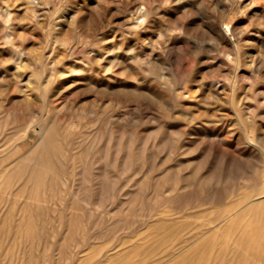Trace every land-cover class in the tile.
Masks as SVG:
<instances>
[{
  "label": "rangeland",
  "instance_id": "rangeland-1",
  "mask_svg": "<svg viewBox=\"0 0 264 264\" xmlns=\"http://www.w3.org/2000/svg\"><path fill=\"white\" fill-rule=\"evenodd\" d=\"M263 203L264 0H0V264H264Z\"/></svg>",
  "mask_w": 264,
  "mask_h": 264
},
{
  "label": "bare ground",
  "instance_id": "bare-ground-1",
  "mask_svg": "<svg viewBox=\"0 0 264 264\" xmlns=\"http://www.w3.org/2000/svg\"><path fill=\"white\" fill-rule=\"evenodd\" d=\"M36 2H37V1H36ZM25 5H26V4H25ZM144 7H145V6H144ZM142 8H143V7H142ZM25 9H26V8H25ZM5 10H6V9H5ZM5 10H4V11H5ZM142 11H145V10L143 9ZM142 11H139V14L141 15V16H138L139 18H140V17L142 18L143 14H144ZM137 12H138V10H137ZM2 14H4V13H2ZM145 14H146V13H145ZM139 18H138V19H139ZM129 21H130V20H129ZM131 21H132V20H131ZM8 35H10V34H8ZM6 37H7V36H6ZM144 68H145V67H144ZM150 68H151V67H150ZM147 69H148V68H147ZM14 72H15V71H14ZM16 75H17V74H16ZM3 77H4V76H3ZM140 89H141V88H140ZM145 89H146V88H145ZM153 93H154V92H153ZM157 95L159 96V94H157ZM157 95H156V96H157ZM153 96H154V95H153ZM162 96H163V95H162ZM153 99H154V98H153ZM158 99H159V97H158ZM161 100H162V99H161ZM154 102H155V101H154ZM160 102H161V101H160ZM48 135H49V134H48ZM52 135H53V134H52ZM46 137H47V136H46ZM40 138H42V137H40ZM43 138H44V140H45V136H44ZM65 138H66V137H65ZM50 139H51V138H49V140H50ZM58 139H59V138H58ZM58 139H56V140L58 141ZM47 140H48V139H47ZM47 140H46V141H47ZM51 140H53V139H51ZM56 140H55V138H54V141H55V142H56ZM60 141H61V140H60ZM47 142H48V141H47ZM44 143H45V142H44ZM52 143H54V142L52 141ZM46 144H47V145H46V147H47L50 143H49V144L46 143ZM54 144H55V143H54ZM58 144H59V143H57V145H58ZM52 145H53V144H50V146L52 147V149L55 148V147H57V148L59 147V146H55V147H53L54 145H53V146H52ZM55 145H56V144H55ZM43 146H44V144H43ZM50 146H48V148H49ZM44 147H45V146H44ZM59 148L61 149V147H59ZM59 148H58V149H59ZM41 149H42V148H41ZM50 149H51V148H49V151H50ZM55 149H56V148H55ZM58 149L55 150V152L59 153L60 150L58 151ZM62 149H63V147H62ZM44 150H45V148H44L42 151L44 152ZM49 151L47 150V152H49ZM43 152H40L41 154H40V153H39V154L42 155ZM55 152H54V153H55ZM104 152H105V151H104ZM44 153H45V152H44ZM49 153H51V152H49ZM54 153H51V154L54 155ZM37 154H38V153H37ZM104 154H105V153H104ZM33 155H35V154L32 153V157H33ZM40 155H38V156H40ZM43 155H44V154H43ZM35 156H37V155H35ZM46 156H47V154H46ZM46 156L44 155V157H42L43 159L41 158L42 161H44V158L47 159V158L49 157V155H48L47 157H46ZM103 156H105V155H103ZM126 156H127V155H126ZM25 157H27V156H25ZM38 158H40V157H38ZM49 158H51V157H49ZM53 158H55V157L53 156ZM53 158H52V159H53ZM103 158H105V157H103ZM23 159H26V158H23ZM46 159H45V160H46ZM128 159H129V158H128ZM27 160H28V159H27ZM27 160H24V162L26 161V163H27ZM54 160H55V159H54ZM58 160H59V159H58ZM31 161H32V160H31ZM33 161H36V160L34 159ZM47 161H49V163L52 162V161H50V159L47 160ZM59 162H60V161H59ZM37 163H38V162H37ZM49 163H47V164L50 165V164H52V163H54V162H52V163H50V164H49ZM56 163H57V162H56ZM24 164H25V163H23V166H24L25 169H26L27 167H26ZM27 165L30 166L29 163H28ZM50 166H51V169H52V168L54 167V164H53V167H52V165H50ZM30 167H31V166H30ZM45 167H47V166H45ZM28 168H29V167H28ZM32 168H34V167L32 166ZM32 168H31V169H32ZM43 168H44V167H42V169H43ZM21 169H22V170H21ZM21 169H19V170L23 171L24 168H21ZM36 169H37V168H36ZM44 169H45V168H44ZM44 169H43V170H44ZM54 169H55V167H54ZM101 169H102V168H101ZM27 170H29V169H27ZM34 170H35V169H34ZM34 170H32L31 173H34V172H33ZM48 170H50V168H47L46 172H47ZM13 171H14V170H13ZM36 171H38V173L40 172L39 170H36ZM53 171L55 172V170H53ZM10 172H11V171H10ZM18 172H19V171H18ZM23 172H24V171H23ZM23 172H22V175H23ZM41 172H42V171H41ZM41 172H40V175H41ZM84 172H85V171H84ZM84 172H83V174H84ZM88 172H89V170H88ZM20 173H21V172H20ZM20 173H18V175H20ZM86 173H87V172H86ZM35 174H36V172H35ZM35 174H34V176H36ZM9 175H11V174H9ZM26 175H27V173H26ZM28 175H30V174H28ZM42 175H43V174H42ZM44 175H45V173H44ZM44 175H43V176H44ZM100 175H101V174H100ZM2 176H3V175H2ZM24 176H25V175H24ZM32 176H33V175H32ZM52 176H54V175L52 174ZM103 176H104V174H103ZM26 177H27V176H26ZM47 177H48V176L45 175V178H44V179H46ZM84 177L86 178V176H84ZM95 177H97V176L95 175ZM27 178L29 179V176H28ZM32 178H33V177H32ZM32 178H31V175H30V179H31V180H32ZM37 178H39V177H37ZM87 178H88V177H87ZM21 179H22V178H21ZM21 179H20V180H21ZM82 179H83V178H82ZM88 179H89V178H88ZM102 179H103V178H102ZM42 180H43V179H42ZM95 180H96V179H95ZM98 180H100V179H98ZM98 180H97V182H99ZM18 181H19V180H18ZM34 181H35V179L33 178V180H32L31 182L33 183ZM45 181H46V180H45ZM45 181H44V182H45ZM59 181H60V180H59ZM86 181H87V179H86ZM19 182H20V181H19ZM81 182H82V181H81ZM83 182H85V181H83ZM89 182H90V180H89ZM16 183H17V182H16ZM37 183H38V182H37ZM37 183H35V184H37ZM42 184H43V183H42ZM89 184H90V183H89ZM100 184H101V183H100ZM17 185H18V184H17ZM26 185H27V184H26ZM26 185H25V186H26ZM28 185H29V183H28ZM32 185H34V184H32ZM32 185H31V187H32ZM76 185H77V184H76ZM23 186H24V185H23ZM23 186H22V187H23ZM42 186L44 187V185H42ZM82 186H84V185L82 184ZM96 186H97V185H96ZM8 187H9V186H8ZM20 187H21V186H20ZM43 187H42V188H43ZM53 187H54V186H53ZM84 187H85V186H84ZM89 187H90V186H89ZM33 188H34V187H33ZM36 188H37V186H36ZM78 188H79V187H78ZM31 189H32V188H31ZM43 189H44V188H43ZM82 189H83V188H82ZM82 189H81V190H82ZM24 190L26 191V189H24ZM34 190L36 191V189H34ZM38 190L40 191V189H38ZM85 190H86V189H85ZM9 191L11 192V190H9ZM86 191H87V190H86ZM76 192H80V191L78 190V191H76ZM82 192H83V191H82ZM23 193H24V192H23ZM44 194H45V192H44ZM86 194H87V193L84 194L85 197H86ZM101 194H102V193H101ZM24 195H25V194H24ZM31 195H32V192H31ZM88 195H89V194H88ZM55 196H56V195H55ZM100 196H101V195H100ZM83 197H84V196H83ZM87 197H88V196H87ZM17 198H18V197H17ZM33 198H34V196H33ZM38 198H39V197H38ZM38 198H37V199H38ZM47 198H48V197H47ZM41 199H42V198H41ZM45 200H46V199H45ZM47 200H48V199H47ZM6 202H7V201H6ZM30 202H31V199H30ZM15 204H16V202H15ZM257 204H258V202H257ZM263 204H264V203H263ZM33 205H34V204H33ZM39 205H40V204H39ZM33 207H34V206H33ZM38 207H39V206H38ZM90 207H91V206H90ZM81 208H82V207H81ZM245 208L247 209V207H245ZM19 209H20V208H19ZM24 209H25V208H24ZM31 209H32V208H31ZM2 210H3V208H2ZM51 210H52V209H51ZM0 212H2V211H0ZM60 212H61V211H60ZM11 214H12V213H11ZM28 214H29V213H28ZM12 215H13V214H12ZM19 215H20V214H19ZM4 216H5V215H4ZM23 216H24V215H23ZM34 216H35V215H34ZM16 217H17V214H16ZM72 217H73V216H72ZM41 219H42V218H41ZM44 219H45V218H44ZM85 219H86V218H85ZM36 220H37V219H36ZM18 221H19V220H18ZM21 221H22V219H21ZM34 222H35V221H34ZM14 224H15V223H14ZM36 224H37V223H36ZM23 226H24V225H23ZM35 226H36V225H35ZM31 229H32V228H31ZM38 229H39V227H38ZM38 231H39V230H38ZM27 232H28V231H27ZM29 233H30V231H29ZM54 233H55V232H54ZM29 235H30V234H29ZM34 243H35V242H34ZM22 248H23V247H22ZM38 252H39V251H38ZM46 254H47V253H46ZM42 255H43V254H42ZM44 256H45V255H44ZM29 260H30V259H29ZM39 261H40V260H39Z\"/></svg>",
  "mask_w": 264,
  "mask_h": 264
}]
</instances>
